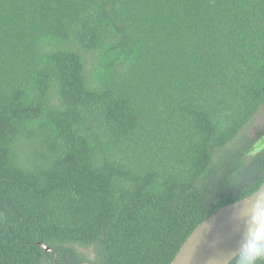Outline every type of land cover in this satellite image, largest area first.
I'll return each instance as SVG.
<instances>
[{"label":"trees","instance_id":"1","mask_svg":"<svg viewBox=\"0 0 264 264\" xmlns=\"http://www.w3.org/2000/svg\"><path fill=\"white\" fill-rule=\"evenodd\" d=\"M263 108L264 0H0V264H170Z\"/></svg>","mask_w":264,"mask_h":264},{"label":"water","instance_id":"2","mask_svg":"<svg viewBox=\"0 0 264 264\" xmlns=\"http://www.w3.org/2000/svg\"><path fill=\"white\" fill-rule=\"evenodd\" d=\"M259 196H264V183L242 198L248 200L228 203L201 221L170 264H228L236 248L246 242L254 228L255 213L264 212V201L256 208Z\"/></svg>","mask_w":264,"mask_h":264},{"label":"clouds","instance_id":"3","mask_svg":"<svg viewBox=\"0 0 264 264\" xmlns=\"http://www.w3.org/2000/svg\"><path fill=\"white\" fill-rule=\"evenodd\" d=\"M248 200L242 199L237 203ZM264 196H259L256 208L259 209ZM254 228L249 232L248 239L239 245L228 260V264H264V212L257 211L253 220Z\"/></svg>","mask_w":264,"mask_h":264},{"label":"rangeland","instance_id":"4","mask_svg":"<svg viewBox=\"0 0 264 264\" xmlns=\"http://www.w3.org/2000/svg\"><path fill=\"white\" fill-rule=\"evenodd\" d=\"M263 131H264V108L261 109L259 113L254 117L246 133L248 135V138L251 139ZM256 143L258 146V150H261L262 148H264V134L256 140ZM77 249L80 253L84 254L87 258L89 259L93 258V252L91 249H84V248H78V247Z\"/></svg>","mask_w":264,"mask_h":264}]
</instances>
